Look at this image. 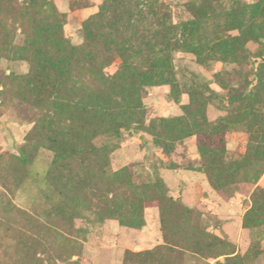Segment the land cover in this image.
Returning <instances> with one entry per match:
<instances>
[{"label":"rangeland","instance_id":"rangeland-1","mask_svg":"<svg viewBox=\"0 0 264 264\" xmlns=\"http://www.w3.org/2000/svg\"><path fill=\"white\" fill-rule=\"evenodd\" d=\"M104 1L0 0V264H264V0H152L142 83Z\"/></svg>","mask_w":264,"mask_h":264},{"label":"trees","instance_id":"trees-1","mask_svg":"<svg viewBox=\"0 0 264 264\" xmlns=\"http://www.w3.org/2000/svg\"><path fill=\"white\" fill-rule=\"evenodd\" d=\"M162 4H158L155 7L152 0H105L99 7L97 14L94 15L89 21L93 22V26H96V34L90 38L87 42L91 45L99 38L104 43H108L109 40H120L130 43V37L128 35H134V37L140 36L139 39H145V42L149 43L151 50L148 55L142 57V61L146 65V71L143 74L144 79L139 82L142 83L152 82L157 80L162 72L161 66H159V52L164 48L160 42V38L163 33L172 31V28L167 27L164 23L166 20V14L162 12ZM158 9V10H157ZM159 11V12H158ZM60 18V16H59ZM58 16L54 17V20H59ZM58 23V21H57ZM138 38V37H137ZM60 39V38H58ZM61 42H64L61 39ZM109 44V43H108ZM122 47V46H121ZM79 49L69 46L70 55L77 52ZM86 57L90 65L95 64L94 56L91 53H82ZM71 55V56H72ZM122 64L118 76L114 77L122 85H127L132 82L130 72L133 70L132 57L125 53H120ZM71 71H67L69 75ZM88 99H92L87 96ZM150 251L147 253L133 254L130 256L133 258L146 259L153 258L156 254L161 255V258H167L172 254H177L170 249H164L162 252Z\"/></svg>","mask_w":264,"mask_h":264}]
</instances>
